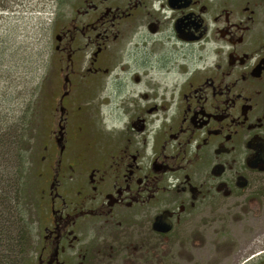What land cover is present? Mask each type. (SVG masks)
Returning a JSON list of instances; mask_svg holds the SVG:
<instances>
[{
  "label": "flooded vegetation",
  "instance_id": "flooded-vegetation-1",
  "mask_svg": "<svg viewBox=\"0 0 264 264\" xmlns=\"http://www.w3.org/2000/svg\"><path fill=\"white\" fill-rule=\"evenodd\" d=\"M52 26L28 263L143 261L222 201L257 198L264 0H61Z\"/></svg>",
  "mask_w": 264,
  "mask_h": 264
},
{
  "label": "rangeland",
  "instance_id": "rangeland-1",
  "mask_svg": "<svg viewBox=\"0 0 264 264\" xmlns=\"http://www.w3.org/2000/svg\"><path fill=\"white\" fill-rule=\"evenodd\" d=\"M60 2L0 0V129L21 119H32L31 115L35 119L34 127L41 129L40 136L53 127L55 115L49 109L52 102L47 96L51 87L45 82L48 76H56V64L47 49L49 45L45 44L51 41L52 22ZM110 116L114 119L113 111ZM24 117L29 119L24 120ZM39 145L38 140L34 157ZM30 177L29 189L34 178ZM262 177V189L256 199L222 201L199 214L184 235L174 237L171 247L148 255L143 261L135 255L128 258L124 255L107 261L97 260L96 264H256L264 256V175ZM31 189L29 223L37 228L36 193L34 187ZM27 260L25 264L35 260V250L29 251Z\"/></svg>",
  "mask_w": 264,
  "mask_h": 264
},
{
  "label": "trees",
  "instance_id": "trees-1",
  "mask_svg": "<svg viewBox=\"0 0 264 264\" xmlns=\"http://www.w3.org/2000/svg\"><path fill=\"white\" fill-rule=\"evenodd\" d=\"M30 118L0 129V264H25L34 248L28 182L41 129ZM256 264H264V256Z\"/></svg>",
  "mask_w": 264,
  "mask_h": 264
}]
</instances>
